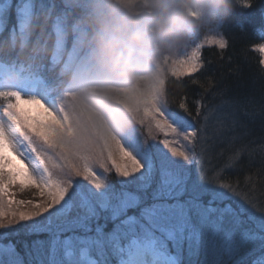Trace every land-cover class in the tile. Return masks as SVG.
I'll return each mask as SVG.
<instances>
[{
	"label": "snow or ice",
	"instance_id": "6c2138e0",
	"mask_svg": "<svg viewBox=\"0 0 264 264\" xmlns=\"http://www.w3.org/2000/svg\"><path fill=\"white\" fill-rule=\"evenodd\" d=\"M92 2L0 0V264H264V204L225 178L254 153L241 144L223 168L203 163L217 142L248 134L239 117L251 114L205 96L193 114L184 99L174 109L168 93L170 79L177 87L186 77L198 82L205 46H229L226 22L264 39V0H235L214 27L175 51L154 43L153 63L134 85L104 90L129 112L130 127L86 147L46 72L62 65L81 89L94 79L79 48ZM141 2L149 7L148 0H114L133 16ZM164 7L170 19L203 15L186 0ZM41 35L53 41L47 65L25 54ZM251 47L264 72V42ZM88 118L102 121L94 111ZM25 190L32 198L18 199Z\"/></svg>",
	"mask_w": 264,
	"mask_h": 264
},
{
	"label": "trees",
	"instance_id": "16d2710c",
	"mask_svg": "<svg viewBox=\"0 0 264 264\" xmlns=\"http://www.w3.org/2000/svg\"><path fill=\"white\" fill-rule=\"evenodd\" d=\"M148 2L149 7L140 5L137 7L139 10H150L152 18L157 21L166 11L164 6L167 0H148ZM83 23L87 29V37L82 54H88L86 51L89 48L92 50L95 55L93 68L104 66L116 74L123 73L118 70L117 65L125 60L123 53L128 47L127 41L141 44L135 36L136 31L115 17L98 16L90 11H86ZM160 24L161 22H158V25ZM222 32L228 39L229 46L224 50L215 46H205L202 49L205 67L194 75L198 81L196 84L192 83V77H186L179 82L183 87H177L170 79L169 103L176 109L180 100L184 99L189 109L195 114V101L205 96L211 104H220L221 100H227L233 102L237 110H246L251 114L239 117L241 122L247 125V135L234 144H229L225 138L223 143L217 142L210 152L213 153L212 156L218 166L223 168L234 149L241 144L248 145L254 153L251 160L247 154L243 155L235 169H227L225 178L233 183L239 181L244 193L250 195L258 204H264V72L259 65L260 54L251 47L255 43L264 42V39L259 33L243 36L227 22ZM106 39L110 42L105 41ZM52 43V40L41 35L40 40L34 42L25 54L34 57L37 65H47L48 58L52 54ZM46 75L60 90H65L74 82L73 72L63 71L62 65L59 64L54 68L49 66ZM209 82L214 87L205 93ZM219 91L223 92V96L217 95L213 98V93ZM243 131V129H237L238 133ZM246 177H248L247 180Z\"/></svg>",
	"mask_w": 264,
	"mask_h": 264
},
{
	"label": "rangeland",
	"instance_id": "374dc122",
	"mask_svg": "<svg viewBox=\"0 0 264 264\" xmlns=\"http://www.w3.org/2000/svg\"><path fill=\"white\" fill-rule=\"evenodd\" d=\"M167 4L174 5L175 0H167ZM139 5L143 6V3L141 2ZM137 10L140 15L133 16L126 9L115 5L114 0H106L103 5L97 4L96 0H93L88 6L87 11L94 12L98 16L119 19L121 23L128 25L136 31L135 36L141 44L138 45L132 41H127L128 47L123 53L125 60L119 62L120 64L117 65L118 70L123 72L120 74L111 72L104 66L94 69L93 58L95 55L89 48L86 51L88 52L86 55L94 79L85 89L77 87L75 80L65 90H60L59 87H56L57 92L65 101L70 114L78 118L79 125L83 129L82 143L86 147L100 146L104 137L109 135V133L120 135L130 127L131 116L129 112L123 105L115 102L111 96L105 94L104 90L110 87L132 86L137 82L138 77L147 72L154 59V43H158L156 35L163 25L172 20L169 18L172 11L171 8L165 11L163 16H159L157 21L152 18L150 10H139L138 7ZM158 22H161V24L158 25ZM83 24L81 26L85 28ZM151 29L155 31H151ZM86 37L87 35L81 38L82 42L79 45L81 53L84 49ZM105 41L110 42L108 39ZM65 72L69 73L70 71ZM69 93L77 94L78 98L73 99L72 96L68 95ZM89 111L99 113L102 121H90L88 118ZM212 154V152L207 154L203 161L204 166L220 168L217 162L214 161ZM97 171L102 170L97 168ZM111 175L115 178L114 173ZM17 198L29 199L32 198V193L28 190H25L23 193L17 192Z\"/></svg>",
	"mask_w": 264,
	"mask_h": 264
},
{
	"label": "clouds",
	"instance_id": "9594fccd",
	"mask_svg": "<svg viewBox=\"0 0 264 264\" xmlns=\"http://www.w3.org/2000/svg\"><path fill=\"white\" fill-rule=\"evenodd\" d=\"M187 3L194 10L199 9L202 11V18L193 20L186 14H182L163 25L156 35L162 51L180 49L192 40L196 32H203L214 27L217 15L225 10H230L235 0H187ZM189 28L191 32L188 30Z\"/></svg>",
	"mask_w": 264,
	"mask_h": 264
}]
</instances>
